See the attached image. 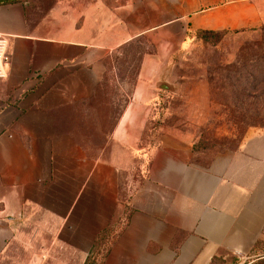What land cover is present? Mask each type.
I'll return each mask as SVG.
<instances>
[{
	"label": "crops",
	"instance_id": "crops-1",
	"mask_svg": "<svg viewBox=\"0 0 264 264\" xmlns=\"http://www.w3.org/2000/svg\"><path fill=\"white\" fill-rule=\"evenodd\" d=\"M264 25V0H18L0 5V264H254L264 242V128L200 161L149 145L169 48L188 31ZM147 41L112 120L111 62ZM260 249L256 252V247Z\"/></svg>",
	"mask_w": 264,
	"mask_h": 264
},
{
	"label": "rangeland",
	"instance_id": "rangeland-1",
	"mask_svg": "<svg viewBox=\"0 0 264 264\" xmlns=\"http://www.w3.org/2000/svg\"><path fill=\"white\" fill-rule=\"evenodd\" d=\"M257 42L263 49V32L228 33L204 42L188 31L181 44L169 48L171 57L161 67L158 82L167 83L172 91L157 92L147 128L149 145H161L164 137L181 138L200 161H207L238 148L250 132L264 128L260 65L251 63L247 67L251 75L245 77L241 64L257 54L251 50ZM155 49L154 44L140 41L121 50L111 62L100 96L103 114L111 117L109 129L131 98L143 57Z\"/></svg>",
	"mask_w": 264,
	"mask_h": 264
},
{
	"label": "trees",
	"instance_id": "trees-1",
	"mask_svg": "<svg viewBox=\"0 0 264 264\" xmlns=\"http://www.w3.org/2000/svg\"><path fill=\"white\" fill-rule=\"evenodd\" d=\"M16 2V1H15ZM15 2H11V3H6V4H12ZM6 4H1L0 5H6ZM263 32L264 34V25L255 28V29H249V30H237V31H210V30H198L196 32H194V34H196V36L204 41V42H209L210 40H218L222 35H226L228 33H233V34H239V33H246V32ZM141 41V40H140ZM140 41H136L133 43H130V45L140 42ZM257 44V45H256ZM125 47L126 48H129ZM255 47V49H251L254 50L253 52L257 51V54H255L253 57H249L246 60L244 59L243 62L241 63L243 68L245 69V77L248 76V74H250L249 70H247V67H249V65L251 63H254L256 65H260L259 68H257V71H259L260 73V83H264V48L262 49V44L259 42L255 43L253 45ZM123 49V50H124ZM263 50V51H262ZM117 59V56L114 58V60ZM251 75V74H250ZM261 85V84H260ZM263 85V84H262ZM261 251L262 253H264V242L261 243ZM260 249L259 245H257L256 247V252ZM254 264H264V254H262L261 258L259 260H257Z\"/></svg>",
	"mask_w": 264,
	"mask_h": 264
},
{
	"label": "built area",
	"instance_id": "built-area-1",
	"mask_svg": "<svg viewBox=\"0 0 264 264\" xmlns=\"http://www.w3.org/2000/svg\"><path fill=\"white\" fill-rule=\"evenodd\" d=\"M8 61L7 40L3 35H0V81L7 78L6 64Z\"/></svg>",
	"mask_w": 264,
	"mask_h": 264
},
{
	"label": "water",
	"instance_id": "water-1",
	"mask_svg": "<svg viewBox=\"0 0 264 264\" xmlns=\"http://www.w3.org/2000/svg\"><path fill=\"white\" fill-rule=\"evenodd\" d=\"M159 89L167 92L172 91V88L167 83H161Z\"/></svg>",
	"mask_w": 264,
	"mask_h": 264
}]
</instances>
